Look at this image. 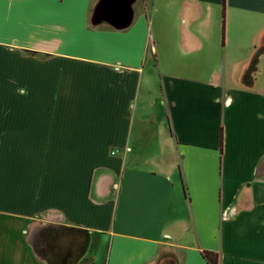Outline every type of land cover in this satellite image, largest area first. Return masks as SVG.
<instances>
[{
  "label": "crops",
  "instance_id": "0c3cea01",
  "mask_svg": "<svg viewBox=\"0 0 264 264\" xmlns=\"http://www.w3.org/2000/svg\"><path fill=\"white\" fill-rule=\"evenodd\" d=\"M99 2L0 0V264H264V0Z\"/></svg>",
  "mask_w": 264,
  "mask_h": 264
},
{
  "label": "water",
  "instance_id": "95a60500",
  "mask_svg": "<svg viewBox=\"0 0 264 264\" xmlns=\"http://www.w3.org/2000/svg\"><path fill=\"white\" fill-rule=\"evenodd\" d=\"M134 1L124 0L121 2V5L118 4L111 10L108 6V0H100L92 17V25L97 26L102 21H105L117 29L127 27L132 19L131 5Z\"/></svg>",
  "mask_w": 264,
  "mask_h": 264
},
{
  "label": "trees",
  "instance_id": "16d2710c",
  "mask_svg": "<svg viewBox=\"0 0 264 264\" xmlns=\"http://www.w3.org/2000/svg\"><path fill=\"white\" fill-rule=\"evenodd\" d=\"M91 14L93 15V11L91 12ZM202 257L208 264H217V256L216 255H213V254L208 253V252H202Z\"/></svg>",
  "mask_w": 264,
  "mask_h": 264
},
{
  "label": "rangeland",
  "instance_id": "374dc122",
  "mask_svg": "<svg viewBox=\"0 0 264 264\" xmlns=\"http://www.w3.org/2000/svg\"><path fill=\"white\" fill-rule=\"evenodd\" d=\"M257 79H258V83L261 84L262 82H264V64L262 66V68L257 71Z\"/></svg>",
  "mask_w": 264,
  "mask_h": 264
}]
</instances>
